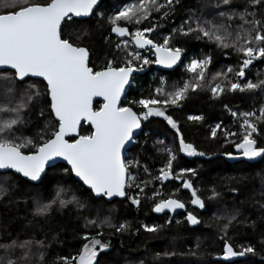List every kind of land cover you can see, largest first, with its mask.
Returning <instances> with one entry per match:
<instances>
[{
  "label": "snow or ice",
  "instance_id": "obj_1",
  "mask_svg": "<svg viewBox=\"0 0 264 264\" xmlns=\"http://www.w3.org/2000/svg\"><path fill=\"white\" fill-rule=\"evenodd\" d=\"M180 2L124 0L107 16L110 32L121 38L116 48L123 51L122 62L117 63L115 57L106 58L103 67L96 68L90 66V49L72 42L70 37L64 35L63 29L70 23L83 24V21L73 18L93 15L98 0H0V82L8 83L0 90V201L5 197L11 200L12 190L17 187L15 182L7 185L12 174H21L32 182L39 181L45 165L60 157L70 165L65 171L78 178L82 186H86L90 197L100 200L126 197L138 207L140 197L145 194V188L151 181L157 180L163 185L165 181L175 180L179 188L191 193L188 201L191 205L205 208L199 189L188 178L189 174L195 176L196 170L178 164L174 168L176 153L164 141L157 140V144L162 146L158 151L166 154V162L158 170V175H153L138 158L124 157L123 152L126 145L135 141L136 131H144L142 121H147L149 117H160L180 137V152L188 156L206 155L185 142L178 122L169 114V109L182 107L189 93L198 90L206 89L213 99H220L227 93L256 89L264 91V80L254 83L246 79L245 71L254 61H264V0H243L242 4L234 3V0H216L211 6L214 11L209 13L212 19L198 16L190 9L180 25L163 35L160 42L150 38V34L162 27L152 17V13H160V20L167 19ZM100 15L104 18L102 13ZM144 21L148 23L144 24ZM142 24L144 26L140 27ZM129 25L134 27L130 30ZM89 34L87 28H82L77 39ZM179 37L206 40L218 49H231L237 56V64L225 65L209 74L212 54L202 52L200 56H193L185 62L186 49L179 46ZM141 49L151 52L155 59L142 55ZM224 54L226 57L229 55L227 52ZM153 63L166 69L182 65L189 75L182 82H173L168 87L167 82L161 79L160 86L155 88L153 94L131 101L142 109L140 112L122 106L121 96L126 86L132 84L133 73ZM229 74H234L235 79ZM32 77L42 78L46 82V92L42 93L35 82L24 86L26 78ZM94 97L102 98L98 108L94 107ZM37 105H43L38 115L45 121L44 127L37 125L34 135H25L24 127L31 117L26 121L24 113L35 109ZM224 108L234 121L239 120V131H231L220 122L213 127L211 137L216 138L219 131L226 143H234L235 149L245 160H264V146L258 144L256 138L264 137V131L259 128L260 124H264V105L250 111L233 110L228 104ZM53 117L54 123L49 124L48 120ZM203 119L202 115L188 116L190 121ZM82 122L91 126V131L86 135L79 133ZM144 135L148 136L149 132L144 131ZM232 137L237 139L231 140ZM224 155L237 158L231 152ZM132 168L137 169L136 174H133ZM141 169L147 179H140ZM261 186L264 188V178ZM131 187L138 189L134 195L127 191ZM230 190L233 193L237 191L235 188ZM64 191L62 186H58L47 199L39 195L34 197L33 216L46 219L56 207L64 209L72 205L79 210L87 206L75 193L70 200L63 198ZM176 192L164 198L160 190L153 187L148 197L155 201L152 211L174 213L184 209L186 222L199 225L200 218L187 209L186 203L176 197ZM219 195L213 187L208 199H216ZM256 206L262 213L261 220H264V202L256 201ZM241 214L240 209L233 208L215 217L217 221H224L217 225L221 233L219 238L224 240V261L247 254L257 255L253 245L234 246L225 239L234 224H247L255 228L256 221L249 222L247 217L240 220ZM171 222L172 217L169 216L165 223ZM105 227L121 233L128 231L131 225L128 221L117 224L110 216L101 218L99 214L93 218L84 217V228L98 231L94 234L91 231L79 234L84 242L78 251L71 256L55 257L54 264H101L100 253L110 248V242L103 239ZM141 227L146 232L156 233L164 225L142 224ZM5 236L8 238L5 239ZM261 243L264 244V240ZM46 247L43 240L35 237L21 239L19 234L12 237L11 233L5 231L0 234V264H44L46 253L42 249ZM237 247L239 250H236Z\"/></svg>",
  "mask_w": 264,
  "mask_h": 264
},
{
  "label": "trees",
  "instance_id": "obj_2",
  "mask_svg": "<svg viewBox=\"0 0 264 264\" xmlns=\"http://www.w3.org/2000/svg\"><path fill=\"white\" fill-rule=\"evenodd\" d=\"M38 2H43V0H38ZM123 2L124 0H100L94 14L87 20H80L83 24L70 23L63 29L64 35L70 37L72 42L80 43L90 49V66L103 67L106 58L115 57L117 63L122 62L123 51L116 48L118 39L111 35L107 16L113 13L111 11L115 6ZM215 3L216 0H181L175 12L164 20H160V13L153 12L152 17L162 25L153 33V39L160 42L163 35L168 34L173 27L180 25L190 9L198 16L203 15L212 19L209 13L214 11L211 6ZM234 3L242 4L243 0H234ZM99 10H103L104 18H101L100 13L97 12ZM147 23L148 21H144V24ZM82 28H87L90 34L77 39ZM129 28L131 30L133 25H129ZM178 40L179 46L186 49L185 61L189 56H200L202 52L212 54L213 62L209 65V74L219 71L225 65L237 64V56L231 52V49H218L206 40L197 41L188 37H179ZM225 52L229 53L227 57ZM141 54L144 55V53ZM145 56L152 59L149 54ZM181 67L182 65L171 72L158 73L165 77L167 87L173 82L180 83L187 78L189 74ZM154 70L152 65L143 76L133 79L122 106L132 107L134 111H137L140 107L130 102L142 97L146 98L154 93L155 87L160 84L158 77L150 79ZM245 71L246 79L254 83L264 80V61H254L253 65ZM229 75L235 79L234 74ZM26 81L25 87L35 82L42 93L46 92L43 81L38 79H26ZM5 86H8L7 81L0 82V90ZM225 104L238 111H250L253 108L258 110L261 105H264V91L256 89L227 93L220 99H213L206 89L198 90L189 93V98L182 102V107L169 109V114L178 122L185 142L191 143L197 151L204 152L206 154L204 156L195 155L188 158L180 154L178 150L180 139L175 129H172L164 120L157 121L152 118H149L142 127L144 131L149 132V135L145 136L144 131H141L126 152L128 159L138 158L142 164L147 165L153 175H158V170L166 162V154L158 151L162 146L157 144V140L164 139V144L170 145L176 153L177 161L174 162V168L178 164L181 167L196 170V175L190 176L189 174L188 178L199 189V194L206 205L204 209L191 206L188 202L189 193L179 188V183L171 182L161 185L159 181L153 180L145 188V194L140 197L137 214L127 199L107 202L90 197L86 188L76 181L70 172L65 171L68 167L58 164L48 169L38 184H31L19 176L11 175L7 185L15 182L17 187L12 190L11 200L5 197L0 201V234L6 231L11 233L12 237L19 234L21 239L35 237L37 240H43L47 245L45 249H42L46 253L44 264H54L55 257L71 256L78 251L84 242L79 238V234L85 231H91L94 234L98 231V229H85L84 217L93 218L99 214L101 218L110 216L117 224L128 221L131 225L128 231L121 233H116L114 229L107 227L103 229V239L110 242V248L100 253L101 264H264V258H262L264 257V244L261 243V240H264V220H261L262 213L256 206V201L264 202V195H262L264 188L261 186V180L264 178V160L249 162L237 157L234 143H226L219 131L216 138L211 137L213 127L220 122H223V125L229 127L231 131H239L238 120L234 121V118L224 108ZM42 106L37 105L35 109H29L24 113L26 121H29L31 117L24 127L25 135H34L37 125L40 128L44 127L45 121L38 115L39 108ZM99 106V102L94 105L97 108ZM140 111H142L141 108ZM45 114L47 115V109H45ZM189 115H202L204 119L190 121L188 120ZM48 123H54V117L49 119ZM259 128L264 131V124H260ZM90 131V127L82 126L80 134L86 135ZM256 138L258 144L264 146V137L257 136ZM230 139L235 141L237 138ZM24 151L27 152V149ZM226 152H231L237 158L232 159L225 156ZM131 171L133 174L137 173L136 168H132ZM139 176L140 179L148 178L142 169ZM58 186L65 189L62 193L63 198L70 200L75 193L86 202L87 206L79 210L72 205L64 209L56 207L46 219L34 217V197L39 195L47 199L53 195ZM153 187L158 188L164 198L179 188L176 197L186 203L187 209L193 211L200 218L201 223L195 226L189 225L185 220V211L171 216L170 224L165 223L169 214L155 215L152 211L155 201L148 197L151 196ZM213 187L220 195L216 199H208ZM232 188L237 191L233 193L230 190ZM127 190L133 195L138 191L135 187ZM233 208L241 210L240 220L247 217L249 222L256 221V226L253 228L247 224H234L225 239H228L234 246L251 244L255 247L257 255L247 254L242 260L225 263L215 260L222 254L224 244V240L219 238L221 233L217 227L224 221H217L215 217ZM177 220L180 221L179 224L176 223ZM142 224H160L164 227L156 233H149L141 227ZM236 250L239 248L237 247ZM192 252L197 254L192 255Z\"/></svg>",
  "mask_w": 264,
  "mask_h": 264
},
{
  "label": "water",
  "instance_id": "obj_3",
  "mask_svg": "<svg viewBox=\"0 0 264 264\" xmlns=\"http://www.w3.org/2000/svg\"><path fill=\"white\" fill-rule=\"evenodd\" d=\"M99 4H100V0H98V4L94 7L93 12L97 9V7L99 6ZM90 17H91V15H90L89 17H81V18H73V19H74V20H77V21H80V20H87V19H89ZM111 35L114 36V37H116V38H118V37H117L115 34H113V33H111ZM120 39H121V38H120ZM140 51H144V50L141 49ZM179 66H180V65H177V66H174V67L171 68V69H166V68H164L163 66H161V65H157V64H156V68H157L158 70H162V71H165V72H171V71L175 70L176 68H178ZM141 73H142L141 71H140V72L133 73V76H135V75H139V74H141ZM26 79H38V80H41V81H42V78H38V77H32V78H26ZM44 83L46 84V82H44ZM128 88H129V86H126V88H125V93L122 94V96H121V104H122V102L124 101V99L126 98ZM97 102H99V103L101 104V103H102V98H100V97H94V98H93V103H94V105H95V103H97ZM82 126H86V127H90V128H91V126H90L89 124H86V123H83V122H82ZM82 126H81V127H82ZM80 129H81V128H80ZM80 129H79V133H80ZM140 131H141V130H137V131H136V137H137V135L140 133ZM77 138H78V137H77ZM66 139H71V138H70V137H66ZM132 144H133V143H131V144L125 146V150H124V152H123L124 157H125V155H126L127 150L132 146ZM58 164L65 165V166L68 167V169L70 168V165L67 164V161L63 160V159L60 158V157H57V158H55L54 160L49 161V162L45 165V171H44V173L41 174V179L44 177V175L46 174V172H47L48 169H50L51 167H54L55 165H58ZM0 171H2V170H0ZM8 171H9L10 173L12 172V170H8ZM13 175L19 176L20 178L24 179L25 181H27V182H29V183H31V184H38V183L41 181V179H40L39 181L32 182V181L27 180V178H24L21 174H13ZM72 176H73V178H74L76 181L79 182L78 178H76L73 174H72ZM79 183L82 184V182H79ZM84 187L86 188V186H84ZM127 191H128V190H127ZM187 191H188V190H187ZM128 193H129L130 195H133L130 191H128ZM189 193H190V192H189ZM190 195H191V193H190ZM94 198H95V197H94ZM95 199H97V198H95ZM125 199L128 200V202L130 203V205L135 209L136 213L138 214V213H139V206L137 207V206L132 205L131 202H130V200H129L128 198H126V197H125V198L114 197V198H112L111 200H107V199H104V200L107 201V202H112V201H114V200H119V201H121V200H125ZM191 206H193V205H191ZM184 211H185L184 209H178V210H176V212H174V213H167V212H166V213H154V214H155V215L169 214L170 216H175L176 214H178V213H180V212H184ZM193 226H195V225H193ZM222 252H223V250H222ZM244 258H245V257H235V258H231L229 261H224L223 258H222V254H221V255L217 256V257L215 258V260H217V261H221V262H225V263H232V262H235V261H238V260H242V259H244Z\"/></svg>",
  "mask_w": 264,
  "mask_h": 264
},
{
  "label": "flooded vegetation",
  "instance_id": "obj_4",
  "mask_svg": "<svg viewBox=\"0 0 264 264\" xmlns=\"http://www.w3.org/2000/svg\"><path fill=\"white\" fill-rule=\"evenodd\" d=\"M98 8V7H97ZM97 10V9H96ZM95 10V11H96ZM94 11V12H95ZM93 12V13H94ZM92 16V15H91ZM150 38H153V33L152 34H150ZM117 39H120V38H117ZM141 53H144V56L146 55V54H149L150 55V57L152 58V60H154L155 59V56L151 53V52H146V51H140ZM143 55V54H142ZM153 65V67H154V72L153 73H162L163 74V72H165V71H162V70H158L157 68H156V64L155 63H153V64H149V65H144L143 66V69H142V73L141 74H139V75H135V76H133V79L134 78H136V77H141V76H143L149 69H150V67ZM163 76V75H162ZM137 112H140V108L137 110ZM149 118H152V119H155V120H157V121H162L163 119L162 118H160V117H149ZM148 118V119H149ZM147 121H142V127H143V124L144 123H146ZM141 132V131H140ZM140 134V133H139ZM138 134V135H139ZM137 135V136H138ZM178 138L180 139V137L178 136ZM180 143V142H179ZM171 182H177V181H175V180H168V181H165L163 184H167V183H171ZM178 183V182H177ZM183 189V188H182ZM186 192H188L186 189H184ZM189 193V192H188ZM189 196H190V198H191V195H190V193H189ZM192 207H194V208H198V207H196V206H192ZM180 213H182V212H180ZM179 214V213H178ZM177 215V214H176ZM175 215V216H176Z\"/></svg>",
  "mask_w": 264,
  "mask_h": 264
},
{
  "label": "rangeland",
  "instance_id": "obj_5",
  "mask_svg": "<svg viewBox=\"0 0 264 264\" xmlns=\"http://www.w3.org/2000/svg\"><path fill=\"white\" fill-rule=\"evenodd\" d=\"M118 6H119V5H118ZM118 6H115L111 12H114V11L118 8ZM97 12L101 14V13L103 12V10H99V11H97ZM133 27H134V26H133ZM140 27H142V25H140ZM119 40H120V39H118V42H119ZM118 42H117V43H118ZM191 58H192L191 56L188 57V59H191ZM188 59H187V60H188ZM187 60H186L185 62H187ZM181 68L184 69L183 66H182ZM155 77H158L160 81H161V79L165 80V77L162 76V75H159L158 73H153V74L151 75L150 79L152 80V79L155 78ZM158 86H160V84H159ZM158 86H156V87H158ZM156 87H155V88H156ZM166 87H167V84H166ZM238 123H239V120H238ZM161 140L164 141V139H162V138H161ZM167 147L170 148V145H167ZM179 147H180V146H179ZM179 147H178V150H179ZM236 152H237V154H236L237 157L243 158L242 156H240V154L238 153L237 150H236ZM179 153L182 154V155L185 156V157H188V158L193 157V156H188V155H186L185 153H182V152H180V151H179ZM194 156H195V155H194ZM125 157H127V154L125 155Z\"/></svg>",
  "mask_w": 264,
  "mask_h": 264
}]
</instances>
